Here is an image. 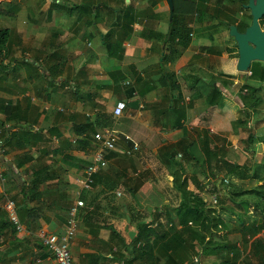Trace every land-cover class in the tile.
I'll return each mask as SVG.
<instances>
[{
	"label": "crops",
	"instance_id": "1",
	"mask_svg": "<svg viewBox=\"0 0 264 264\" xmlns=\"http://www.w3.org/2000/svg\"><path fill=\"white\" fill-rule=\"evenodd\" d=\"M72 1L56 7L54 3L63 0H0V126L9 125L2 133L4 151L0 154V264H56L40 234L63 232L78 192L85 207L78 211V228L70 242L73 264H124L131 239L125 230L126 215L140 213L147 206L158 211L147 203L148 192L144 195L137 186L133 194L127 189L128 195L120 190L123 182L107 176V166L114 160L118 159L121 172L125 169L120 155H125L130 143L122 139L116 155L94 176L90 189L76 184L75 178L83 174L94 148H76V130L86 118L95 120L96 103L111 113L116 101L123 100L126 108L121 116L113 117L111 127L138 143L137 155H153L162 164L169 149H176L177 161L184 158V137L198 142L203 129L201 138L220 147L247 132L252 164L243 163L251 170L245 179L254 178L263 168L258 183L264 180V155L260 157L258 152L264 153V82H258L263 91L259 92L260 105L253 108L250 98L243 103L240 86H236L243 82L242 76L237 77V55L226 67L211 65V56L225 54L212 45L207 51L193 43V32L185 49L179 44L163 47L169 15L166 0H154L155 14L148 27H144L148 0H89L94 1L92 9H98L91 17L84 13L85 3ZM130 2L137 12H144L122 42L119 57H109L103 35L111 28L112 11L106 6L119 10ZM218 71L236 77L230 80ZM162 74H168V86ZM119 75L124 83L133 84L132 92L123 85L113 88V78ZM196 76L199 79L194 83ZM217 77L227 83L222 85ZM212 85L222 91L215 106L206 103ZM42 166L47 169L37 175ZM134 169L128 168L129 177L140 180L144 176L148 182L150 178L140 177L143 173ZM34 178L42 182L22 198V188H28ZM254 195L251 207L256 221L244 223L239 228L242 233L225 225L215 235L217 241L227 244L230 252L226 255L237 256L238 264H264V228L256 231L264 220V199L258 203ZM8 199L15 202L21 231L7 219L3 205ZM128 230L135 232V223L129 221ZM217 261V254H199L195 264Z\"/></svg>",
	"mask_w": 264,
	"mask_h": 264
},
{
	"label": "trees",
	"instance_id": "2",
	"mask_svg": "<svg viewBox=\"0 0 264 264\" xmlns=\"http://www.w3.org/2000/svg\"><path fill=\"white\" fill-rule=\"evenodd\" d=\"M79 1L85 3V14H88L90 17L92 13H95L94 16L97 15V6L94 10L92 9L94 1ZM244 1L245 0H213L214 5H208L211 0H173V15L171 20H169L168 15V29L163 35L162 46L164 47L167 43L171 42V45L179 44L183 46L184 49L188 47L192 42L191 35L195 29L192 26L197 21H202L204 13L210 14L214 23L224 24L227 32L231 24H235L239 31L244 30L251 21V15H247L244 18L238 14L243 10L242 3ZM68 2L74 1L63 0L61 3L54 4L56 7H66ZM155 6L156 3L154 0H148V4L144 11H148L149 15L146 14L145 16L146 22L144 27H148L149 23H151L149 21L153 20V15L155 14L153 8ZM106 8L112 11L110 15L111 28L104 33L103 41L108 50V56L119 57L122 42L130 37L133 31L132 26L140 21L139 17L142 16L141 12L144 11L137 12L131 2L119 10H116V8H109L108 6H106ZM87 23L91 24V21ZM164 38L166 41H164ZM230 38L234 41L232 37ZM234 45L237 47L235 41ZM202 47L207 49V51H211L210 45ZM225 50L231 51L226 41ZM193 57L197 58L198 54H194ZM249 71L250 74L242 78L243 82H239L240 87L238 95L243 103H246V99L250 98V105L254 108L261 102L259 91L262 87L258 82H264V65L260 61H253ZM218 75L224 76L225 74L220 73ZM167 76L168 74H162V79L168 86L166 80ZM233 77L236 76L233 75ZM217 78H219L218 80L222 79L220 77ZM198 79L199 78L196 76L194 78V83ZM113 80V88H119L123 85L132 92L133 84H125L122 75H119L116 79L113 78ZM221 83L224 85V83H227V80L222 79ZM135 84H137V82ZM189 88H191V86H189ZM221 98V88L212 85V90L206 99V103L210 106H215L219 103ZM95 108L98 110L95 120L91 121L89 118H86L84 122L79 124L76 130L78 137L74 146L78 149H86L87 145L93 148L94 143L92 136L96 127L108 128L112 126V113L107 112L105 107L97 103L95 104ZM211 142L212 141L209 139L204 138H201L198 142L189 141L187 137H184V148L182 149L184 158L181 157L179 161L175 158L177 153L176 149H173L174 151L169 149L171 153H168L166 157L162 159V162L166 167L173 168L171 171L172 186L175 190L177 202L173 204L171 208L167 205L163 206L164 223L160 222V214L156 209L149 212L143 207L140 213H129L130 221L135 223V235L129 241L127 247L129 257L123 259L124 264H185L186 260L189 258H191V261L186 264H195L194 258L199 254L207 253L217 254L219 257V261L212 264H238L236 255H226V252H230L228 246H226L227 244L219 242V240L217 241L215 237H211L212 234H214L213 232L217 231L218 224H222V226L227 224L221 220L213 223L214 216H212L207 202L199 192H193L188 189V178L186 174H184L187 170V166L192 165L195 170H198L207 179V184L210 182L211 178L213 179L219 176V172L223 167H225L224 173L230 175L234 180L250 177L244 165H238L229 161L225 158L223 147H220L217 143L210 145ZM178 144H181V142H178ZM114 155H116L115 152L110 151L105 156L108 160ZM46 169V166L39 167L36 174L40 175L42 171ZM143 175L144 173L141 174L140 177ZM194 176H196L195 173L192 177L194 178ZM144 179L145 177L143 176V179L137 180V183L133 187H127L130 194L135 193L137 186L142 184L145 181ZM41 182L42 180L34 178L30 182L28 188H22V198L26 197L29 191H36ZM211 191L218 192L215 186L211 188ZM251 191L257 195V202L261 203V199H264V180ZM231 192L236 195L243 193V191L237 193L236 190H232ZM216 198L219 197L216 196ZM219 202L222 204L223 200L220 199ZM237 204L239 207L243 205L240 201L237 202ZM148 216H150L149 219H147ZM155 223L156 225L154 226ZM262 228H264V220L261 224L256 226V231ZM254 232L255 230L252 233ZM231 252L233 251L231 250Z\"/></svg>",
	"mask_w": 264,
	"mask_h": 264
},
{
	"label": "rangeland",
	"instance_id": "3",
	"mask_svg": "<svg viewBox=\"0 0 264 264\" xmlns=\"http://www.w3.org/2000/svg\"><path fill=\"white\" fill-rule=\"evenodd\" d=\"M208 5H214L213 0H211V2L208 3ZM242 12L243 14H239V13L238 14L240 16H243V15H248L249 13L248 10H242ZM192 27L195 28L193 30L194 33L193 43L200 44L199 46L212 45L211 47L221 51L226 55V56L224 55L222 58H220L219 55L211 56L209 59L211 65L220 67L221 64H224L223 66L226 67V64H229L232 61L230 59L236 57L238 53L237 47H235L234 41L228 36V32L225 28V25L214 23L213 18L210 16V14L204 13L202 17V21H197L196 23L193 24ZM164 41H166L165 38ZM225 41L227 42V46L230 48L231 51L225 50ZM171 44H172L171 42L167 43L168 46ZM262 64L264 65V62H262ZM219 72L225 74L223 73V71H218L217 73L220 74ZM247 73L238 72L237 77L242 76V78H245V76H247ZM224 76L225 78H228L230 80L235 78L233 77V74H225ZM236 86H239V83ZM231 88L234 90V92L237 91L236 89H234V87ZM259 92L260 94L263 93V91H259ZM111 105H114L113 102H111ZM204 132L205 130L203 129V133L199 139H201V137L204 136L205 134ZM246 137H247V132L244 133L243 135H240L237 139H234L233 141L232 140L228 141L226 145L224 144L223 152L225 158L231 159L232 161H236L241 164H243L244 162L248 164H252L250 163L251 155H250V150L248 149L249 141H247ZM258 152H260L259 154L260 157L264 155L263 151L259 150ZM120 156H122L121 158H123V160L126 162L124 171L122 172L120 171L121 165H118L119 163L117 159L110 162V165L108 164L109 166H107V176H109L111 179L115 181H118L119 184L123 182L125 188H122L123 184H120L122 186V187L120 186V190L124 191V193L129 195V192L127 191V187L128 186L133 187L137 183V180L136 178H134L135 176L129 177L128 168L129 167L135 168L134 171L136 172L139 169L141 173H144V175L150 179H148V182L144 181L145 185L139 184L140 185L138 186L139 190L142 189L141 192H143L144 195H147V192L149 195H151L147 203H150L158 207L157 209L159 211L161 218L160 222L164 223V218H163L164 215L162 212L163 206L167 205L169 206V208H171L173 207V204L177 202V197L175 196V190L172 186V175L170 169L166 167L164 164H162L159 159H157L153 155L151 156L150 154L146 155L145 158L141 157L140 154L137 155V152L136 153L133 152L129 156L124 154H121ZM137 157L139 158L138 160L136 159ZM243 165L246 168L247 172L251 173L250 167L246 164ZM224 168L225 167H223V169L219 172V176L217 178H213V179L211 178L208 184L206 183L207 179L198 170H195V168L192 165L187 166V170L184 174H186L188 178V189L193 192H199V194L207 202V206L208 208H210L212 216H214L213 223L215 221L221 220L231 227L232 232L242 233L240 232L239 228L242 225H244V223L250 222V220L252 221L253 218L257 217V215L254 216V212H253L254 210L252 208L253 206L251 205L254 204V196H255L254 192L251 190H254L259 185L258 182L260 180V176H262L261 174L263 168L261 169V172H258L259 174L257 173V175L254 178L252 177L245 180H237V179L234 180L230 175L224 173L225 171ZM171 169L173 168L171 167ZM190 169L193 171H191ZM194 173L196 174V176H194L193 178L192 175ZM225 179L228 180V183L224 181ZM213 186L216 187L218 192L211 191V188ZM232 190L233 191L236 190L237 193L243 191V193L236 195L231 192ZM215 196L219 197L217 198L218 201L217 203H213V199ZM220 199L223 200L222 204H220L219 202ZM239 201L240 203L243 204L242 207L238 206L237 202ZM221 226L222 224L221 225L218 224L217 231L213 232L214 234H212L211 237H215V235L219 233V231L221 230ZM232 234L233 233H230V235ZM196 258H194L195 262H196ZM190 261L191 258L187 259L185 264Z\"/></svg>",
	"mask_w": 264,
	"mask_h": 264
},
{
	"label": "built area",
	"instance_id": "4",
	"mask_svg": "<svg viewBox=\"0 0 264 264\" xmlns=\"http://www.w3.org/2000/svg\"><path fill=\"white\" fill-rule=\"evenodd\" d=\"M129 83L128 81L125 82ZM126 108V103L123 100L116 101L112 108V116L119 117L122 115L124 109ZM9 128V125L3 124L0 126V154L4 151L3 145V130ZM130 143V146L124 150L126 155H131L139 147L138 143L127 133L120 132L116 128L108 127L101 128L94 132L92 140L94 143V148L89 156L88 162L86 163L83 174L76 176L75 182L80 189H90L93 182L94 176L101 172L106 166L108 160L106 159V154L110 151H116L118 149V143L120 140ZM0 177L2 175L0 173ZM228 183V180H224ZM120 195V192H116ZM217 202L216 196L213 199V203ZM85 207L84 200L80 197L79 192L76 194L75 200L68 210V217L64 226V230L60 234L49 233L40 234L41 242L47 246L53 253L56 264H73L72 255L70 252V242L78 228V211L80 208ZM6 212V216L17 231L22 230V223L19 219L15 202L11 199L6 200L3 205Z\"/></svg>",
	"mask_w": 264,
	"mask_h": 264
},
{
	"label": "water",
	"instance_id": "5",
	"mask_svg": "<svg viewBox=\"0 0 264 264\" xmlns=\"http://www.w3.org/2000/svg\"><path fill=\"white\" fill-rule=\"evenodd\" d=\"M169 10V20L173 15V0H166ZM250 10L251 21L244 31H239L235 24L229 25L228 34L234 39L237 46L238 58L236 62V70L238 72H249L251 63L253 61L264 62V29H262L259 20L264 15V0H247L245 5ZM148 211L151 210L147 206ZM127 217V224L125 230L130 238L133 237L134 231L128 230V223L130 221Z\"/></svg>",
	"mask_w": 264,
	"mask_h": 264
},
{
	"label": "flooded vegetation",
	"instance_id": "6",
	"mask_svg": "<svg viewBox=\"0 0 264 264\" xmlns=\"http://www.w3.org/2000/svg\"><path fill=\"white\" fill-rule=\"evenodd\" d=\"M246 3H247V0H245V1L242 3V7H243V10H248V11H249L248 15H250V10H249L248 8L245 7ZM228 12H229V11H228ZM239 14H243V12L241 11ZM245 16H247V15H243L242 17L245 18ZM259 23H260L262 29H264V27H263V26H264V15H263L262 18L259 20ZM245 28H246V27H245ZM244 30H245V29H244ZM244 30H242V31H244ZM242 31H241V32H242Z\"/></svg>",
	"mask_w": 264,
	"mask_h": 264
}]
</instances>
